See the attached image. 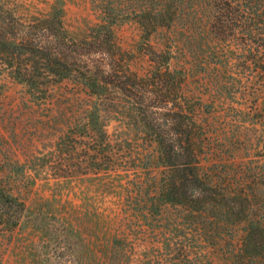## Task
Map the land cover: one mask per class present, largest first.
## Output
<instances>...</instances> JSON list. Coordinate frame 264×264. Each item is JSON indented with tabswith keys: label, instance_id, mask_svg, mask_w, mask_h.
<instances>
[{
	"label": "rangeland",
	"instance_id": "1",
	"mask_svg": "<svg viewBox=\"0 0 264 264\" xmlns=\"http://www.w3.org/2000/svg\"><path fill=\"white\" fill-rule=\"evenodd\" d=\"M55 1L1 0L21 20L47 14ZM62 1L64 27L79 39L97 22L90 0ZM235 33L213 60L202 55L212 44L211 39L206 44V35L191 39L199 46L197 58L184 44L182 49L174 44L170 69L180 72L169 95L174 105L168 107L196 105L191 133L206 145V173L221 184H260L264 189V58L241 51L227 55V46L240 50L248 40L259 42V36L249 37L243 29ZM173 34L163 28L148 42L134 21L115 28L123 63L146 79L152 70L148 44L159 47ZM38 95L0 72V181L27 207L16 228L0 225V264H106L114 240L127 248L125 260L135 264L156 235L140 232L134 216L123 213V203L147 198L160 175L151 132L121 96L106 124L114 144L106 153L97 150L100 141L87 130L86 111L93 98L80 83L53 82ZM175 112H166V127H172ZM65 134L68 140L57 147ZM137 185L143 187V197L136 195ZM259 196L257 201L264 192Z\"/></svg>",
	"mask_w": 264,
	"mask_h": 264
},
{
	"label": "trees",
	"instance_id": "2",
	"mask_svg": "<svg viewBox=\"0 0 264 264\" xmlns=\"http://www.w3.org/2000/svg\"><path fill=\"white\" fill-rule=\"evenodd\" d=\"M62 2L56 0L47 14L21 20L0 0V72L37 95L53 82L80 83L93 98L86 111L87 130L98 137L97 150L106 153L114 149L106 124L121 96L138 112L143 128L151 132L155 166L162 169L147 198L123 203V213L134 216L140 232L156 235L151 250L138 255L135 264H264V198L257 201L263 185L232 187L206 173V145L191 133L196 105L168 107L174 105L169 95L180 72L170 69L174 44L178 49L184 44L197 58L199 46L191 39L206 35V44L210 39L212 44L202 55L213 60L239 28L249 37L259 36V42L248 40L240 50L227 46L226 54L241 51L264 58V0H90L97 22L79 39L64 27ZM131 21L148 42L160 29L174 33L169 43L148 44L152 70L147 79L129 71L119 54L115 28ZM171 110L176 111L173 125L166 127ZM69 136L61 137L57 147ZM133 188L143 197L142 186ZM26 211L25 203L0 181V225L16 228ZM110 248L106 264H130L126 247L114 240Z\"/></svg>",
	"mask_w": 264,
	"mask_h": 264
}]
</instances>
